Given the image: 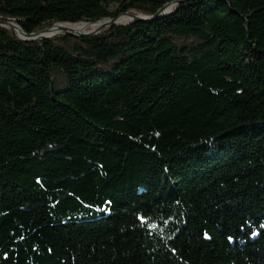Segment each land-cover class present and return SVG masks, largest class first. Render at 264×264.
<instances>
[{"label": "trees", "instance_id": "obj_1", "mask_svg": "<svg viewBox=\"0 0 264 264\" xmlns=\"http://www.w3.org/2000/svg\"><path fill=\"white\" fill-rule=\"evenodd\" d=\"M172 1L0 0V19ZM262 225L264 0L28 42L0 25V264H264Z\"/></svg>", "mask_w": 264, "mask_h": 264}, {"label": "water", "instance_id": "obj_2", "mask_svg": "<svg viewBox=\"0 0 264 264\" xmlns=\"http://www.w3.org/2000/svg\"><path fill=\"white\" fill-rule=\"evenodd\" d=\"M183 0H174L170 3H167L163 7H161L154 15L152 16H146L143 14H133V13H123L117 17H112V18H105L103 20L97 21V22H89L90 23H97V27L88 31H65L61 32L55 35H48V31L55 25H61V24H76V23H56L53 26H50L48 28H45L39 32H32V33H27L25 32L15 21L10 20V19H0V25L2 27H5L7 29L12 30L15 35L21 40V41H35V40H43V39H52L53 37L61 34H67V35H72V36H85V35H92L98 33L101 29L108 27L110 25H127L135 21H143V22H150L158 19L159 17L165 16L169 14L172 11V8L179 2ZM128 17L129 21L127 23H120L117 20L120 17Z\"/></svg>", "mask_w": 264, "mask_h": 264}, {"label": "bare ground", "instance_id": "obj_3", "mask_svg": "<svg viewBox=\"0 0 264 264\" xmlns=\"http://www.w3.org/2000/svg\"><path fill=\"white\" fill-rule=\"evenodd\" d=\"M118 22L120 23H127L129 21L128 17H120L118 20ZM97 23H86V22H80V23H76V24H61V25H55L54 27H52L50 29V31H48V35H55L61 32H65V31H73V32H77V31H87L88 28L94 29L97 27ZM53 26V25H52Z\"/></svg>", "mask_w": 264, "mask_h": 264}, {"label": "snow or ice", "instance_id": "obj_4", "mask_svg": "<svg viewBox=\"0 0 264 264\" xmlns=\"http://www.w3.org/2000/svg\"><path fill=\"white\" fill-rule=\"evenodd\" d=\"M262 227H264V225H262ZM253 235H256V233H252ZM205 235H207V234H205Z\"/></svg>", "mask_w": 264, "mask_h": 264}, {"label": "rangeland", "instance_id": "obj_5", "mask_svg": "<svg viewBox=\"0 0 264 264\" xmlns=\"http://www.w3.org/2000/svg\"><path fill=\"white\" fill-rule=\"evenodd\" d=\"M90 30V28L87 29V31Z\"/></svg>", "mask_w": 264, "mask_h": 264}]
</instances>
